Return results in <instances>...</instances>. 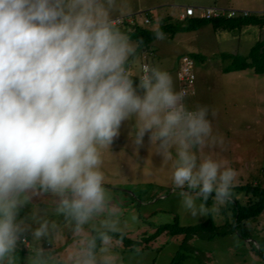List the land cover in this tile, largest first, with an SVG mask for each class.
Wrapping results in <instances>:
<instances>
[{"label":"clouds","instance_id":"9594fccd","mask_svg":"<svg viewBox=\"0 0 264 264\" xmlns=\"http://www.w3.org/2000/svg\"><path fill=\"white\" fill-rule=\"evenodd\" d=\"M123 11L124 0H0V264H124L102 169L124 121L170 164L182 210L206 216L229 200L235 170L201 151L222 142L209 108L190 107L194 90L158 64L131 70L138 44L116 23ZM33 197L47 210L33 206L29 243L16 217Z\"/></svg>","mask_w":264,"mask_h":264},{"label":"rangeland","instance_id":"374dc122","mask_svg":"<svg viewBox=\"0 0 264 264\" xmlns=\"http://www.w3.org/2000/svg\"><path fill=\"white\" fill-rule=\"evenodd\" d=\"M220 2L249 9L255 15L264 14V0H124V11L117 16L129 19L131 16L122 15L139 7L143 10L151 6L149 11L134 14L132 18L139 26L154 30L165 19L178 22L180 13L187 6L201 4L208 8ZM148 15L154 21L144 24ZM261 40L264 41V30L256 26L221 31L205 25L196 31L156 39L145 53L137 49L131 63L134 72L140 63L158 64L173 76L175 87L179 89L177 72L181 57L196 56L192 58L194 94L186 97L185 101L190 107L202 105L209 108L208 118L213 132L222 137V142L206 145L201 151L214 159L226 161L227 166L235 170L233 187L250 184L264 188V75H255L251 70L227 73L224 68L228 61L224 62L221 55L247 56L250 48ZM212 110L215 111L214 116ZM132 123L122 122L110 150L104 153L102 163L105 187L121 211L125 235L139 243L128 246L117 241V251L124 264H170L178 254L184 256L183 264H264L261 258L264 240L253 232L243 231L264 230V213L248 220L244 229H236L234 201L237 193L232 188L229 200L216 213L193 217L182 210L178 195L181 190L172 184L170 164H162V157L151 150L147 134L141 145L132 142L128 136ZM45 199L33 197L17 211V220L30 226L23 234L29 243L30 229L37 226L31 219L33 206L42 210L39 215H44L47 210ZM211 204L210 196L206 207ZM208 219L217 227V232L224 233L223 236L207 240L163 232L154 240L144 242V238L154 235L161 226L176 223L180 227H192ZM238 231L243 236L247 233V237H241ZM248 238L256 243L247 245ZM39 246L45 250L53 248L43 237ZM18 251L21 259L28 255L25 245H21Z\"/></svg>","mask_w":264,"mask_h":264},{"label":"trees","instance_id":"16d2710c","mask_svg":"<svg viewBox=\"0 0 264 264\" xmlns=\"http://www.w3.org/2000/svg\"><path fill=\"white\" fill-rule=\"evenodd\" d=\"M148 19L149 23H153L154 20L151 16L148 15ZM133 22V24L124 23L122 26H120V29L129 36L130 40L138 44L137 49L141 51L147 50L156 40L155 33L157 31L162 32L164 36L173 37L177 33L199 30L205 25H211L215 30L221 31H233L246 26H256L262 29L264 28V14H250L247 17L232 19L225 17L209 20L191 18L184 21L178 20L176 23H172L168 18L167 20H163L161 24L154 30H148L142 26H139L134 21V18ZM192 58H196V56H192ZM221 59L224 62L228 61L227 66L224 68V71L227 73L251 70L253 74L262 76L264 75V41H257L250 48L247 56L223 53L221 55ZM232 189L235 191L244 192L245 194L249 195V198L245 204L235 202L236 213L234 215V225L236 229L238 227L244 229L245 221L264 213V188L246 184L243 186L232 187ZM163 232H168L170 235H184L186 238L190 236H196L198 238H204L207 240L224 235V233L217 232V227L213 224L212 220L208 219L205 223L192 227H180L176 223L173 225L161 226L157 229L154 235L144 238V242L146 243L154 240ZM238 233L243 238L247 237V233H245V236H243L239 231ZM118 241H121L128 246L139 244L138 242L127 238L126 235H124L122 240ZM21 245L24 246V244ZM261 257L264 259L263 254H261ZM183 258L184 256L182 254H178L170 264H183Z\"/></svg>","mask_w":264,"mask_h":264},{"label":"built area","instance_id":"2783aa9c","mask_svg":"<svg viewBox=\"0 0 264 264\" xmlns=\"http://www.w3.org/2000/svg\"><path fill=\"white\" fill-rule=\"evenodd\" d=\"M250 14L251 13L242 10L224 9L218 7H208V8L186 7L185 10L180 13L178 20L184 21L186 19H191V18L209 20V19H216L221 17L232 19V18L247 17ZM130 18L129 19L118 18L116 19V23L119 27L122 26L124 23L133 24L134 23L133 18L132 17ZM144 24H149L148 18H145ZM193 68H194L193 59L188 55L182 56L179 62V68L177 72V80H178L179 88H188L189 90H193L194 80H195Z\"/></svg>","mask_w":264,"mask_h":264},{"label":"crops","instance_id":"0c3cea01","mask_svg":"<svg viewBox=\"0 0 264 264\" xmlns=\"http://www.w3.org/2000/svg\"><path fill=\"white\" fill-rule=\"evenodd\" d=\"M213 2V1H212ZM216 2V1H215ZM209 4H211L210 2H209ZM209 4H206L205 6H208ZM229 4V3H228ZM228 4H224V3H222V2H220V3H216L215 5H213V6H215V7H218V8H224V9H235V10H242V11H246V12H249V13H251V14H254V12H251V10H249V9H244V8H235V7H232V6H229ZM200 6H202L201 4L200 5H197V6H187V7H192V8H200ZM179 6H177V8H178ZM209 7H211V6H209ZM152 7L151 6H147V9H141L140 7H139V9H136V10H134V11H132L131 13H127L126 15H122L123 17H133L132 15H137V14H141V12L143 11V12H147V11H149L150 9H151ZM202 8H204L203 6H202ZM183 12V11H182ZM118 18H121V15H119V16H117ZM117 18V19H118ZM148 18V17H147ZM264 30V28H262L261 29V31H263ZM145 51L146 50H142V52H144L145 53ZM237 186H242L241 184H239V185H237ZM237 186H235V187H237ZM236 193H237V197H236V199L237 200H235V201H238V203H242V204H245V202L248 200V198H249V195H247V194H243V192H240V191H235ZM235 201H234V203H235ZM234 207H235V205H234ZM250 219H252V218H250ZM249 219V220H250ZM247 222H248V220L247 221H245L244 222V227H247L246 226V224H247ZM245 232H247V233H249V232H253V233H255L256 234V236L259 238V239H262V240H264V235L262 236V232H264V230H244ZM249 243H253V244H255L256 242L254 241V240H252L251 238L249 239H247V242H246V244L247 245H249ZM257 246H262V245H260V244H257ZM260 255V254H259ZM262 259H263V257H261Z\"/></svg>","mask_w":264,"mask_h":264}]
</instances>
